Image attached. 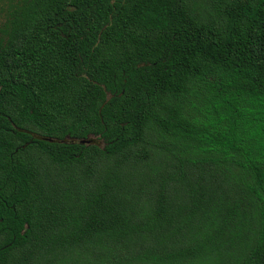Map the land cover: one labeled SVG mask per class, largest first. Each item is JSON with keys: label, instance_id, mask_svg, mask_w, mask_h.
I'll use <instances>...</instances> for the list:
<instances>
[{"label": "trees", "instance_id": "16d2710c", "mask_svg": "<svg viewBox=\"0 0 264 264\" xmlns=\"http://www.w3.org/2000/svg\"><path fill=\"white\" fill-rule=\"evenodd\" d=\"M0 264H264V0H0Z\"/></svg>", "mask_w": 264, "mask_h": 264}]
</instances>
